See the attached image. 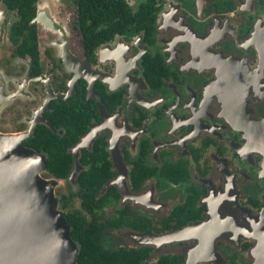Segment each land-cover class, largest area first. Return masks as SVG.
<instances>
[{
  "label": "flooded vegetation",
  "instance_id": "obj_1",
  "mask_svg": "<svg viewBox=\"0 0 264 264\" xmlns=\"http://www.w3.org/2000/svg\"><path fill=\"white\" fill-rule=\"evenodd\" d=\"M53 1L31 15L0 0V133L46 157L26 143L70 132L65 108L84 81L97 115L68 148L80 204L63 214L115 259L264 264V0H123L129 27L91 50L75 0ZM97 138L110 177L89 210L79 157Z\"/></svg>",
  "mask_w": 264,
  "mask_h": 264
},
{
  "label": "trees",
  "instance_id": "obj_2",
  "mask_svg": "<svg viewBox=\"0 0 264 264\" xmlns=\"http://www.w3.org/2000/svg\"><path fill=\"white\" fill-rule=\"evenodd\" d=\"M35 1L7 0L10 6L20 7L22 13H28L30 8L31 15L35 13ZM75 4L78 9L77 23L89 50L93 48V38L95 41V37L101 38L103 33L110 36L112 32L129 27L130 12L123 0H75ZM94 23L99 25L94 26ZM85 96V84L82 81L77 86L76 94L70 99L71 107L65 108L64 118L69 124L70 131L65 137H45L46 134L40 131L37 137H31L26 143L37 151L46 152L45 169L55 178H66L70 174L74 158L68 152V148L78 142L80 138L78 136L88 130L89 123L97 115L93 101L87 100ZM102 98L110 107L118 103L114 94H106ZM106 156L104 142L97 138L93 142L92 150L89 152L83 150L79 157L80 163L89 165V168L77 177L82 191V203L89 210L95 204L93 199L96 193L101 192L103 183L110 177ZM107 196L106 191L100 195L98 201ZM64 217L70 227L71 237L78 247L75 264H140L141 257L134 252L129 254L131 258L129 260L123 259L124 254L121 260L104 253L95 241L94 231L85 226V220L76 212L65 213Z\"/></svg>",
  "mask_w": 264,
  "mask_h": 264
},
{
  "label": "water",
  "instance_id": "obj_3",
  "mask_svg": "<svg viewBox=\"0 0 264 264\" xmlns=\"http://www.w3.org/2000/svg\"><path fill=\"white\" fill-rule=\"evenodd\" d=\"M21 138L0 133V264H75L78 247L54 195L57 180L42 177L45 157ZM78 169L74 156L70 175Z\"/></svg>",
  "mask_w": 264,
  "mask_h": 264
},
{
  "label": "rangeland",
  "instance_id": "obj_4",
  "mask_svg": "<svg viewBox=\"0 0 264 264\" xmlns=\"http://www.w3.org/2000/svg\"><path fill=\"white\" fill-rule=\"evenodd\" d=\"M69 1L70 0H67L68 3H69ZM51 3L52 4L55 3V6L56 5H59V7L61 6V3H59L57 0H54ZM41 175H42V177H45L44 172ZM74 178H75V176H73V175L70 176V179H69L71 181L70 183H68V181H66V180H57L56 185L53 188L54 189V195L59 200V208H60L61 212H64L65 210H70V209L73 210V209L79 208V204H80L79 198L76 197L75 195H72L76 192V191H74V186L71 184L72 181L74 180ZM62 197H64L65 200ZM63 203H65V206H66L65 209L62 207ZM88 220H89V218H88ZM94 222L96 223V219L94 220ZM105 235H108V232H106ZM108 237H109V235H108Z\"/></svg>",
  "mask_w": 264,
  "mask_h": 264
}]
</instances>
